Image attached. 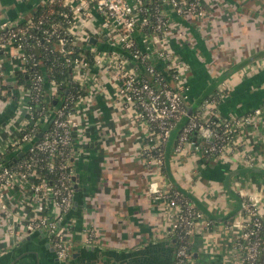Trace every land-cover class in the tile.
Returning <instances> with one entry per match:
<instances>
[{
    "label": "crops",
    "instance_id": "1",
    "mask_svg": "<svg viewBox=\"0 0 264 264\" xmlns=\"http://www.w3.org/2000/svg\"><path fill=\"white\" fill-rule=\"evenodd\" d=\"M46 1L0 0V25L28 20ZM205 4V18H175L169 35V47L186 66L189 112L213 92L220 97L214 107L217 114L245 115L264 106V0H205ZM89 21L86 29L90 39H96L93 49L119 53L106 34L92 32L103 30L102 15L93 10ZM75 28L82 45L83 26ZM154 63L163 68L158 59ZM17 68L0 56V127L5 129L0 130V149L11 146L19 133L18 115H23L14 76ZM92 74L88 99L75 109L79 121L74 133L75 201L67 219L71 257L58 260L42 231L24 230V218L16 223V235L8 236V219L0 210V264H174L172 214L165 202L148 192L156 176L141 155L147 139L145 123L121 107L115 73L96 68ZM186 119L175 125L165 145L166 172L160 182L183 192L213 220L210 230L201 225L192 236L191 264H234L239 231L226 219L240 210L238 189L256 193L264 214V172L244 169L252 157L253 167L264 171V122L240 134L245 159L243 154L204 159L192 146L180 156L175 153ZM232 172L236 174L228 190L226 179Z\"/></svg>",
    "mask_w": 264,
    "mask_h": 264
},
{
    "label": "built area",
    "instance_id": "2",
    "mask_svg": "<svg viewBox=\"0 0 264 264\" xmlns=\"http://www.w3.org/2000/svg\"><path fill=\"white\" fill-rule=\"evenodd\" d=\"M46 3L59 4L64 20L55 19L54 10L50 9L38 18L33 15L23 22L3 21L0 25V56L5 55L11 65L18 67L15 72H29L27 66L31 67L26 82L16 81L23 115L19 133L11 141L12 146L23 148L24 154L8 165L12 155L7 154L8 147L0 149V210L8 219L7 235L15 236L16 223L24 218L21 221L24 230L29 234L42 231L58 259L71 257L67 219L75 201L74 133L79 126L75 109L87 101V85L93 69L98 68L115 73L121 107L135 112L145 123L147 139L141 155L156 176L150 181L148 192L154 199L165 202L172 214L171 235L176 239L174 264H191L192 236L201 225L210 230L213 220L183 192L171 184L164 187L160 182L165 145L171 131L183 117L188 119L175 145L176 155H182L187 146H192L207 158L243 154L245 159L240 134L264 122V106L245 115L220 116L214 109L220 97L211 95L205 98L197 114L189 112L183 78L186 66L169 47V35L176 19L205 18V0H48ZM93 10L104 21L103 30L92 32L106 34L119 53L93 49L91 33L86 29ZM67 11L72 18L67 16ZM77 25L84 29L82 45L75 32ZM55 39L58 51L71 67L74 89L66 95L59 93L58 85L52 81L49 89H45V77L37 68L34 48ZM78 46L87 47L90 56L77 54ZM155 59L161 61L162 69L154 63ZM39 127L45 128L37 138L34 134ZM194 131L199 132L203 142L191 140ZM251 158L247 160L249 167H253ZM238 194L241 208L234 218L226 219L228 226L239 231L234 264H264L261 198L244 188L238 189Z\"/></svg>",
    "mask_w": 264,
    "mask_h": 264
},
{
    "label": "trees",
    "instance_id": "3",
    "mask_svg": "<svg viewBox=\"0 0 264 264\" xmlns=\"http://www.w3.org/2000/svg\"><path fill=\"white\" fill-rule=\"evenodd\" d=\"M50 9L54 10V18L57 20H64L63 15H61V11L63 8L59 4H50L46 3L44 5H41L38 7L36 13L34 14V17L38 18L40 15L47 13ZM67 16L72 18V14L67 11ZM67 26V25H66ZM58 41L55 39L51 42H46L44 43L43 46H38L34 48V52L36 55V60L38 62V70L42 75L45 77V89H49V85L52 82H55L58 85V90L59 93L66 95L67 93L71 92L74 89V85L72 83V74H71V67H69L65 63V56L62 55L58 51ZM77 54L87 57L90 56L91 52L87 47H80L78 46L76 49ZM29 69V72H31V67L27 66ZM27 71H22L18 70L15 72V77L17 84L26 82L30 78V73ZM29 77V78H28ZM170 83L175 87V82L170 81ZM213 95V92L210 93ZM208 95L206 98L210 97L211 95ZM217 95V94H215ZM47 99V97H46ZM205 98L202 99L201 102L196 106L195 110L192 112V114H197L204 102ZM49 104V102H48ZM50 106V104H49ZM213 119H216L217 121L219 120L218 117H215ZM188 119L184 120L180 132L183 129L184 125L187 123ZM179 123V122H178ZM177 123V125H178ZM45 127H39L38 131L34 134V137L36 136L37 138L41 135V132L43 131ZM180 135V134H179ZM191 140L196 141V142H203L204 139L200 136L198 131H194L191 134ZM23 151V148H18L17 146H9L7 148V154L10 156L12 155L8 160L7 164L8 165H13L14 164V159L19 155L20 152ZM24 152V151H23ZM204 159H207L206 155H203ZM6 160V159H5ZM164 166V163H163ZM162 166V172H166V168L164 169ZM234 218V216H230L229 219ZM175 238V235H173ZM176 240V239H175ZM174 240V241H175Z\"/></svg>",
    "mask_w": 264,
    "mask_h": 264
},
{
    "label": "water",
    "instance_id": "4",
    "mask_svg": "<svg viewBox=\"0 0 264 264\" xmlns=\"http://www.w3.org/2000/svg\"><path fill=\"white\" fill-rule=\"evenodd\" d=\"M95 41H96V39H95V38H92L91 42L94 43ZM56 103H57V102L54 101V104H56ZM23 154H24L23 151L20 152L19 155H18V157H22ZM16 160H17V158L14 159V161H16ZM244 169H245V172L252 171V170H258L259 172H264L262 168H257V167H246V168H244ZM239 172H240V170L238 171V173H239ZM234 174H236V172H232L231 174H229V176H228L227 179H226V181H227L226 185H227L228 190H230V188H231V187H230V178H231ZM235 196H236L237 200L240 202L239 205H240V208H241V199H240L237 195H235ZM240 208H239V209H240ZM200 210H201V209H200Z\"/></svg>",
    "mask_w": 264,
    "mask_h": 264
},
{
    "label": "flooded vegetation",
    "instance_id": "5",
    "mask_svg": "<svg viewBox=\"0 0 264 264\" xmlns=\"http://www.w3.org/2000/svg\"><path fill=\"white\" fill-rule=\"evenodd\" d=\"M46 241L48 242L49 247L53 250V252H54V254H55V256H56L55 249H54V247H53L51 241H50L49 239H47V238H46ZM56 257H57V256H56ZM58 260H60V259H58ZM67 260H69V259H67ZM67 260H66V261H67Z\"/></svg>",
    "mask_w": 264,
    "mask_h": 264
},
{
    "label": "rangeland",
    "instance_id": "6",
    "mask_svg": "<svg viewBox=\"0 0 264 264\" xmlns=\"http://www.w3.org/2000/svg\"><path fill=\"white\" fill-rule=\"evenodd\" d=\"M18 118H19V120L21 121V119H22V115H20V116L18 115ZM19 120H18V121H19ZM20 121H19V122H20ZM19 122H17V123H19ZM19 126H20V125H19ZM19 126H18V127H19ZM4 127H5V126H4ZM0 130L5 131V129L2 128V127H0Z\"/></svg>",
    "mask_w": 264,
    "mask_h": 264
}]
</instances>
